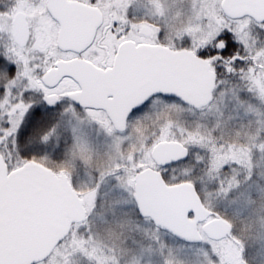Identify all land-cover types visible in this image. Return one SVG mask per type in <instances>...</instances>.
<instances>
[{
	"label": "snow or ice",
	"instance_id": "6c2138e0",
	"mask_svg": "<svg viewBox=\"0 0 264 264\" xmlns=\"http://www.w3.org/2000/svg\"><path fill=\"white\" fill-rule=\"evenodd\" d=\"M0 264H264V0H0Z\"/></svg>",
	"mask_w": 264,
	"mask_h": 264
}]
</instances>
